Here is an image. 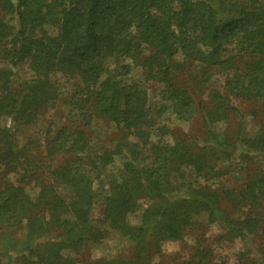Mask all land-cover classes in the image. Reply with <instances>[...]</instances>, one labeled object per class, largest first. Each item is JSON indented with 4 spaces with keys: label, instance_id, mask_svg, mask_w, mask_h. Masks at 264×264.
Returning a JSON list of instances; mask_svg holds the SVG:
<instances>
[{
    "label": "trees",
    "instance_id": "trees-1",
    "mask_svg": "<svg viewBox=\"0 0 264 264\" xmlns=\"http://www.w3.org/2000/svg\"><path fill=\"white\" fill-rule=\"evenodd\" d=\"M133 67L140 79L123 82ZM57 76L76 120L18 144L13 132L62 98ZM168 111L199 128L157 124ZM95 119L114 127L98 148L87 133ZM234 169L242 182L226 185ZM211 225L244 243L236 264H264V0H0L4 264H151L161 243ZM111 232L130 255L84 260ZM160 258L213 264L200 243L182 262Z\"/></svg>",
    "mask_w": 264,
    "mask_h": 264
},
{
    "label": "rangeland",
    "instance_id": "rangeland-1",
    "mask_svg": "<svg viewBox=\"0 0 264 264\" xmlns=\"http://www.w3.org/2000/svg\"><path fill=\"white\" fill-rule=\"evenodd\" d=\"M46 29L50 34H55L54 31L47 26ZM128 63V62H126ZM24 77H28L27 70L23 67L19 71ZM123 82H132L138 81L140 79V70L138 68H131V72L122 77ZM59 91L61 94L60 101L56 102L52 106L48 107L45 115L39 120L38 124L31 129L21 128L18 131H14V136L18 144L24 143L28 138H39L40 134L45 131L46 126L50 125L52 129L60 127L65 121L70 119L71 121L76 120L75 111L73 108L66 104V102L71 98L70 97V85L69 83L61 76H57ZM150 104H154V107H158L160 100L156 94L149 93ZM238 102L235 104L237 105ZM242 109V106L240 105ZM249 110L248 106H245L243 110ZM157 124L167 126L171 131L175 133L188 134L193 129L199 128L194 126L195 123H186L178 121L177 118L171 112H165L158 120ZM2 125H10L8 121H4ZM250 127V126H249ZM253 132V130L251 129ZM87 133L90 139L93 140L95 148H98L100 145H106L110 137L114 133L113 125L102 121L101 119H95L92 124L87 129ZM166 141L170 139L165 138ZM120 164L116 162L114 165L108 167V173H115L119 170ZM6 180L10 182L14 181V177L11 173L7 174ZM242 174L234 169L231 170L226 178L224 183L229 186L237 185L242 182ZM93 188H100V182L94 181ZM26 193L34 198L38 193V188L33 185L25 187ZM65 194V193H63ZM140 205L147 206L148 201L140 200ZM100 213V203L98 202L92 211L94 217H98ZM137 216L131 217L130 222L135 224L137 222ZM222 229L219 225H211L206 228L205 231L202 229H193L192 231H187L182 240L176 242H164L161 243V257L163 261L172 262L174 260L182 262L186 260L192 253L193 250L197 248V245L200 243L202 245L208 246V249L211 252V262L213 264H236L235 254L244 246V243L240 240L233 242L219 239V235ZM200 236H203L202 238ZM131 243L124 239L120 238L116 233H109L98 243H89L85 248L83 259L97 260V259H108V258H127L131 253ZM69 256L73 257V253H70ZM160 256H153L151 264H160ZM82 259L79 257V260ZM0 264H4V259L0 257Z\"/></svg>",
    "mask_w": 264,
    "mask_h": 264
}]
</instances>
